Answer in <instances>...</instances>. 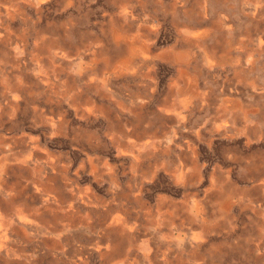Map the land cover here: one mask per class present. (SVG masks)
Returning a JSON list of instances; mask_svg holds the SVG:
<instances>
[{
	"label": "bare ground",
	"instance_id": "bare-ground-1",
	"mask_svg": "<svg viewBox=\"0 0 264 264\" xmlns=\"http://www.w3.org/2000/svg\"><path fill=\"white\" fill-rule=\"evenodd\" d=\"M51 1L0 0V115L3 110L19 108L20 100H31L39 103L43 120L52 126L57 125L59 130L65 127L63 117L69 107L80 119L102 116L109 121L112 130L107 133L108 139L111 138L119 152H126L130 157L131 181L128 183L127 192L124 189L119 190L117 174L106 172L105 177L113 186L111 196L100 200L82 193L81 203L91 209L102 207L101 215H97L96 219L93 218V210H86L83 221L98 236H107L113 231H108V227L118 224L116 230L129 232L130 245L123 251L121 249V252L118 250L120 247L108 243L103 247L95 246L93 250L98 252L105 248L104 254L108 255L109 252L112 256L118 250L122 258L116 259V263L133 264L129 261L132 255L135 264H142L140 255L134 252L138 250L137 247L149 248L150 244L156 242L169 247L174 243L177 250H180V264H185L184 256L187 255L192 264H224L226 260L223 258L233 260L228 264H264L261 262L264 259V175L251 179L253 187L261 192L262 198L239 197L240 204L242 202L244 206H248L251 212L248 216L250 224L238 232L233 217L222 210L223 201L229 196L224 197V194L227 191H237L235 183L229 181L230 168L225 174L222 171L211 172L208 184L202 186L206 175L199 166L197 157L203 136L200 129L193 127L191 114L196 108L209 105L208 92L200 89L190 96L186 91L187 86L181 84L177 78L165 85L164 91H160L152 70L155 59L161 54L154 53L150 45H147L149 39L146 38V33L154 29L155 25L153 18L147 17L145 5H141L142 10L136 13L138 7L134 3L115 0L118 9L116 15L125 20L135 19L137 27L130 44H127L129 35L123 30L113 29L111 40L116 44L126 42L128 51L120 55L113 62V68L103 74L91 65L99 54V43H96L99 40L83 43L73 51L63 46L60 40V37L68 35L69 25L62 26L61 36L56 37L49 30V22L42 18L45 6ZM65 1L67 4L71 2ZM172 1L175 11L180 0ZM201 5L206 16L208 8L205 0ZM230 22L226 14L219 13L217 27L214 29H225L231 25ZM180 36L189 43L200 37L188 28L182 29ZM231 42L227 39L224 44L215 43L218 45L217 52L216 46L210 53L202 50L203 58L195 67L209 68L230 62L233 58L241 66L239 46L236 49L238 53L234 56L227 53L226 45ZM236 43L240 45L239 40ZM173 61H177V55ZM180 70L179 68L178 74ZM116 73L129 76L134 84L114 85L110 76ZM134 85L140 86L144 92L134 90ZM154 98L158 100L157 112L167 121L166 129L165 125L163 129L151 124L145 125L146 106ZM225 101L221 100L217 106L218 114L216 122L213 123L215 132L227 131L235 126L227 118L230 107ZM89 139L96 141L98 136L93 135ZM1 145L0 153L3 151ZM13 145L11 149L21 147H17L19 150L12 157L28 164L33 156L32 147L37 146L22 140H13ZM6 158L8 155L0 156V168ZM166 164L172 167L171 177L174 182L184 190L182 197L175 199L158 195L151 201L144 195V189L138 180L147 178L151 171L155 172L158 167ZM101 175L103 176L102 172ZM1 176L0 220L6 217L5 224L14 223L17 225L16 229L20 228L25 233L32 231L35 226L34 213L22 208L24 204L21 207L16 206L12 199L2 200L3 194L12 195L13 186L5 183ZM27 207L30 208L28 205ZM76 209L78 210V206ZM162 228L168 229L170 233L164 234ZM173 231H178L180 236L174 237ZM141 235L144 237L140 238ZM76 237L73 235V238ZM138 240L141 243L137 245ZM56 251L62 252L63 248ZM64 252L73 263L86 262L84 257L88 251L82 245L71 246ZM160 253L161 259H158V252L151 256L146 252L144 258L140 257L143 262L173 264L168 252Z\"/></svg>",
	"mask_w": 264,
	"mask_h": 264
},
{
	"label": "rangeland",
	"instance_id": "rangeland-1",
	"mask_svg": "<svg viewBox=\"0 0 264 264\" xmlns=\"http://www.w3.org/2000/svg\"><path fill=\"white\" fill-rule=\"evenodd\" d=\"M117 1L134 3L138 7L136 13L142 10L141 5H145L147 17L154 20V29L146 33V38L149 39L147 45H150L151 50L161 54L155 59L152 70L160 91H164L163 87L177 78L181 84L187 86L186 91L190 96L195 95L200 89L208 92L209 105L198 107L191 114L193 127L200 129L203 136L197 157L198 164L206 175L202 186L208 184V176L211 172L222 171L225 174L230 168L229 181L235 183L237 191H227L224 194V197L229 196L224 199L222 210L233 217L240 232L241 222L245 223V215L251 211L242 202L240 204L239 197L262 198L261 192L253 187L251 179L264 175V0H205L208 8L206 16L203 14L204 4L201 5L203 0H180L175 6V11L172 0ZM115 3V0H71L67 4L65 0H52L45 6L42 20L49 22V30L56 37L63 34V25H69L68 35L64 38L60 37V40L63 46L73 51L83 43L99 40L96 42L99 43L97 48L99 54L91 65L104 74L113 68V62L120 55L128 51L126 42L116 44L111 40L113 29L123 30L129 35L127 44H130L137 27L135 19L125 20L116 15L118 9ZM219 13L226 14L231 20V25L222 30H215ZM184 28L192 30L200 37H196L191 43L183 41L180 31ZM227 39L230 42L233 40L226 45L227 53L231 57L238 53L237 46L241 48L239 49L241 66L233 58L230 62L219 63L209 68L195 67L203 58L202 50L210 53L216 46L217 52L218 45L215 43L219 42L221 45L226 43ZM238 40L240 45L236 43ZM180 54L183 56L181 57ZM175 55H177L176 62L173 61ZM179 68L181 70L178 74ZM110 80L116 86L124 83L134 84L129 76L121 73L110 76ZM133 89L144 92L140 86L134 85ZM221 100H226L229 105L227 118L235 126L227 131L215 132L213 123L216 122L217 106ZM157 103V98H154L153 102L146 106L145 125L151 124L163 129L167 121L157 112ZM32 106V103L28 104L27 110L23 113L22 125L16 133L23 131L39 137L48 149L61 154L72 164L70 170L72 177H75V170L79 169V165L84 164L85 170H79V181L82 185L91 182L101 194L105 193L103 189L107 187L106 182L99 185L94 182L88 168V156L123 165L122 167L127 170L128 159L118 157L106 136L102 134L106 127L112 128L106 118L97 116V119L93 117L80 119L74 116L75 111L69 107L66 113L70 119L68 129L55 133L35 121L32 116ZM7 131L9 132L0 128V133ZM76 131L98 134L99 141L95 148L90 149L88 144L81 145L82 143L77 142L74 138ZM121 160L123 164L120 163ZM164 169L166 171L161 169L156 177L145 184L146 195L151 201L158 195L181 198V190L177 189L179 187L171 177V165L166 164ZM32 179H35V176ZM32 179L23 180L28 186L29 193L35 191ZM64 193L68 191L64 190ZM35 203L39 207L43 206L40 200ZM261 262L264 263V259ZM0 264H32V262L30 263L29 257L10 256L0 261ZM89 264H102V262L99 257L92 256Z\"/></svg>",
	"mask_w": 264,
	"mask_h": 264
},
{
	"label": "crops",
	"instance_id": "crops-1",
	"mask_svg": "<svg viewBox=\"0 0 264 264\" xmlns=\"http://www.w3.org/2000/svg\"><path fill=\"white\" fill-rule=\"evenodd\" d=\"M29 103L33 104L32 116L36 122L48 127L55 133H61L67 130L69 127L70 119L68 116L63 117L65 120V127L62 130H59L57 125L52 126L51 124L45 122L43 120L44 116L40 111V106L37 101L34 103L31 100H20L18 102L19 108L17 107L12 111H8V109L3 110L2 114L0 115V128L9 130V132H6L8 134L5 132L0 133V144H2L1 150H3L0 153V156L8 155V158L4 159V162H2L3 164L0 168V176L2 175L1 177L4 179L5 183L13 186V190L11 192V196L13 197L11 198L10 195L3 194L2 200L9 201L12 199V201L14 200V204L18 207H21L24 204L22 208L25 207V209H29V211L33 212L35 215V224H33L35 226H33L32 231H29L28 233L23 232L20 230V228L16 229L17 225L15 226L14 223L5 224L6 217L3 220H0V261L4 260L5 258H9L10 256H24L29 257L30 263L32 262V264H89L91 257L97 256L101 259L102 264H120L116 263L115 260L122 258V254H119L118 250L121 252V249L123 251L129 247V232L126 230L123 232H121L119 229L116 230L118 224H115L108 227V231L110 229L117 231L118 233L110 231L107 236H98L97 234L92 233L90 228L86 227V223L83 221V219L86 217L84 212L86 210H93V218L96 219L97 215H101L102 207L99 206L91 209L86 204L81 203L80 197L82 196V193H85L86 195L93 197L95 196L97 199L100 198V200L110 198L112 190L111 188L113 186H111L108 179L105 177L106 172H115L119 178L118 189H124L125 192H127L128 183L131 181V172L129 166L130 157L128 153L119 152L116 145L112 143L111 138L108 139L109 137L107 136V133L109 134L112 129L106 127L102 134L106 136L109 144L117 152L118 157L128 159L127 170L122 167L123 165L120 166L113 164L107 160H101L99 157L88 156V168L94 182H96L98 185L106 182L107 187L103 189L105 193L101 194L99 193L98 188L95 187L91 182L86 185H82L79 181V170H85L84 164L79 165V169L77 168L75 170V177H72L70 175L72 164L66 161L61 154H56L48 149L44 144H42L39 137L26 134L23 131H21L19 134L16 133V130L22 125L23 113H25L27 110ZM73 114L79 118L75 112ZM93 118L97 119V116ZM88 134L91 136H98V134L95 132L76 131L74 138L77 142L82 143L81 145L88 144L90 149H94L97 141H99V136L96 141H91L89 139L91 136ZM13 140H22L24 143H30L32 146H37L34 148L32 147L33 156L28 164H24L20 160L15 159V157H12L13 154L15 155V153L19 150L17 147H21L17 146L11 149L10 147L14 146ZM120 163L123 164V161L121 160ZM161 169L165 170L164 167H158L157 171H151V174L148 175L147 178L138 180V183L140 182V185L144 189V195L146 198H149L148 195H146V182L156 177ZM101 172L103 173V176L101 175ZM34 176L35 179H32ZM29 178H31L35 184V191L33 193H29L27 190V184L23 183V180H27ZM174 183L176 184V182ZM178 187L179 188L177 189L181 190L182 197L183 190L179 185ZM64 190H67L68 193H64ZM38 200L41 201L43 206L39 207L36 205L35 202ZM27 205L30 208H28ZM77 206L79 211L76 209ZM3 216H5V213H3ZM248 216L249 213L245 215V223L243 224L241 222V228L250 224ZM162 232L164 234L170 233V231L165 228H162ZM173 234L174 237L180 236L178 231H173ZM73 235H76L77 237L73 238ZM143 237L144 236L141 235L140 238ZM107 243L115 244L120 247V249L115 250L113 252V256L110 255L109 252L108 255L104 254V252H106L105 248H101L98 252L93 250V247H103L106 246ZM140 243L141 240H138L137 245ZM172 244L173 245L168 247L161 242H156L150 244L151 247L149 248L137 247L138 250H134V252L143 258L144 253L146 252H149V256L153 255L155 252H158V259L162 258L160 252H168V254L171 256L173 264H180V250H177V245H174V243ZM80 245L84 246L88 251L84 257L86 262L81 263L80 261H77L76 263H73L70 261L67 253L65 254L64 250L67 251V249H69L71 246L76 247ZM62 248V252L56 251L62 250ZM149 249L151 250L149 251ZM140 256V263L156 264L150 263L148 261L143 262ZM184 258L186 259L185 264L193 263L191 259L189 260L190 257L188 255L184 256ZM223 260H226L224 264L230 263V260L233 261L230 258H223ZM129 261L135 264L134 256L131 255L129 257Z\"/></svg>",
	"mask_w": 264,
	"mask_h": 264
}]
</instances>
